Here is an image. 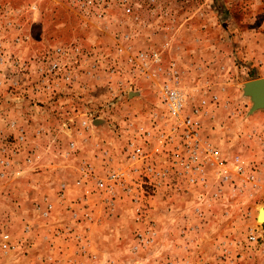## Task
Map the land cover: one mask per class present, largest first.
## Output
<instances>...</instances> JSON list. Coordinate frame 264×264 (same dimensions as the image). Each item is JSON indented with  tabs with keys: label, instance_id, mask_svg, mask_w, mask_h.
<instances>
[{
	"label": "rangeland",
	"instance_id": "obj_1",
	"mask_svg": "<svg viewBox=\"0 0 264 264\" xmlns=\"http://www.w3.org/2000/svg\"><path fill=\"white\" fill-rule=\"evenodd\" d=\"M260 77L264 0H0V264H264Z\"/></svg>",
	"mask_w": 264,
	"mask_h": 264
},
{
	"label": "built area",
	"instance_id": "obj_2",
	"mask_svg": "<svg viewBox=\"0 0 264 264\" xmlns=\"http://www.w3.org/2000/svg\"><path fill=\"white\" fill-rule=\"evenodd\" d=\"M163 97L170 113L177 116L182 107V97L179 92L171 88L169 84H165L163 86ZM199 114V110L195 109L191 115L185 116L184 120H182L180 136L182 140V149L186 156L182 159V165L188 168V171H191V168L201 170L202 167L208 165H220L222 168H225L221 165V163H223L222 160L217 161L220 158V152L217 148L209 142H201L199 135ZM134 153L132 157H136L137 152ZM237 159L238 158L235 159L233 164L238 163ZM239 169H241V166Z\"/></svg>",
	"mask_w": 264,
	"mask_h": 264
},
{
	"label": "water",
	"instance_id": "obj_3",
	"mask_svg": "<svg viewBox=\"0 0 264 264\" xmlns=\"http://www.w3.org/2000/svg\"><path fill=\"white\" fill-rule=\"evenodd\" d=\"M242 91L251 100L250 112L257 109L264 110V78L260 77L245 81L242 84ZM258 215L257 219L260 217Z\"/></svg>",
	"mask_w": 264,
	"mask_h": 264
},
{
	"label": "crops",
	"instance_id": "obj_4",
	"mask_svg": "<svg viewBox=\"0 0 264 264\" xmlns=\"http://www.w3.org/2000/svg\"><path fill=\"white\" fill-rule=\"evenodd\" d=\"M102 121L103 120H97L96 121V123H95V125H94V127H90L89 128V134L90 133H92V131H93V129H99L101 126H102ZM104 123V122H103ZM202 134V133H201ZM205 136V135H204ZM205 140H207V139H205ZM213 145V144H212ZM215 148H217V150L220 152V151H222L221 150V147H219V146H216V145H213ZM140 152H141V150H140ZM222 153L220 152V155H221ZM105 163H107V164H109V160H105ZM118 196L119 195H116V198L115 199H112V201H113V211H112V214L114 215V214H116V212H117V209H118V207H117V205L119 204V202L121 201V199L120 198H118ZM137 196H135V198H136Z\"/></svg>",
	"mask_w": 264,
	"mask_h": 264
},
{
	"label": "bare ground",
	"instance_id": "obj_5",
	"mask_svg": "<svg viewBox=\"0 0 264 264\" xmlns=\"http://www.w3.org/2000/svg\"><path fill=\"white\" fill-rule=\"evenodd\" d=\"M260 216L259 218L260 219H264V209L262 208L261 211L259 212V215Z\"/></svg>",
	"mask_w": 264,
	"mask_h": 264
}]
</instances>
